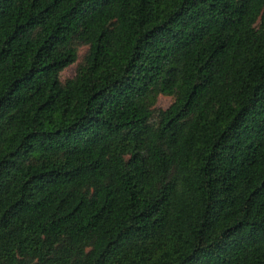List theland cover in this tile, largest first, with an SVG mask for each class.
Returning a JSON list of instances; mask_svg holds the SVG:
<instances>
[{"label": "trees", "instance_id": "1", "mask_svg": "<svg viewBox=\"0 0 264 264\" xmlns=\"http://www.w3.org/2000/svg\"><path fill=\"white\" fill-rule=\"evenodd\" d=\"M0 264H264V0H0Z\"/></svg>", "mask_w": 264, "mask_h": 264}, {"label": "rangeland", "instance_id": "2", "mask_svg": "<svg viewBox=\"0 0 264 264\" xmlns=\"http://www.w3.org/2000/svg\"><path fill=\"white\" fill-rule=\"evenodd\" d=\"M86 50H87V47H81V49L79 50V61H81V59L84 56ZM77 64L78 63L70 65L69 67H67L62 72V79L63 80H66L68 78L74 77L76 75ZM172 102H173V97L172 96L160 94L158 99H157V107L166 109V108H168L171 105Z\"/></svg>", "mask_w": 264, "mask_h": 264}]
</instances>
